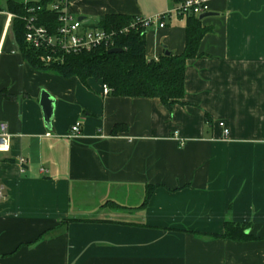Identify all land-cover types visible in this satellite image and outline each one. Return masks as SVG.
Masks as SVG:
<instances>
[{
	"label": "crops",
	"instance_id": "obj_1",
	"mask_svg": "<svg viewBox=\"0 0 264 264\" xmlns=\"http://www.w3.org/2000/svg\"><path fill=\"white\" fill-rule=\"evenodd\" d=\"M63 2L91 27L181 0ZM209 4L172 109L34 67L0 11V127L12 136L0 152V264H264V0ZM187 19L148 28L147 57L183 53ZM43 90L56 100L51 125ZM227 223L250 237L218 236Z\"/></svg>",
	"mask_w": 264,
	"mask_h": 264
},
{
	"label": "trees",
	"instance_id": "obj_2",
	"mask_svg": "<svg viewBox=\"0 0 264 264\" xmlns=\"http://www.w3.org/2000/svg\"><path fill=\"white\" fill-rule=\"evenodd\" d=\"M62 1L7 0L5 6L0 3V11L13 14L12 29L19 49L34 67L51 70L65 77L77 76L84 82L95 78L109 85L115 95L159 98L169 109L182 103L186 94V61L200 56L199 45L208 31L198 16L191 15L187 19L186 47L181 54L170 52V55L164 53L157 60L149 59L146 55L147 30L139 28L116 39L115 47L124 49L121 53L110 54L108 51L111 48L98 47L76 54H60V62L45 63L41 57L53 53L27 44L26 22L28 18L35 17L37 25L45 26L55 33L60 25L59 12L52 9V6ZM135 20L136 17L128 15H107L91 27L119 29ZM152 190L153 187H149L146 199ZM218 236L235 240L250 237L243 226L230 223H227L225 233Z\"/></svg>",
	"mask_w": 264,
	"mask_h": 264
},
{
	"label": "built area",
	"instance_id": "obj_3",
	"mask_svg": "<svg viewBox=\"0 0 264 264\" xmlns=\"http://www.w3.org/2000/svg\"><path fill=\"white\" fill-rule=\"evenodd\" d=\"M210 0H181L180 5L171 12H163L150 18L136 17L130 25L119 29H105L99 27H87L83 22L67 11L64 2L55 4L52 9L59 12V27L52 33L45 26L37 25L35 17H30L26 22L25 41L28 45L36 49L51 51L53 54H46L41 57L45 63L60 62V54H76L82 51H90L98 47L114 48L116 39L129 34L134 29L148 28L157 25L161 28L167 26V20L173 13L189 17L191 15L200 16L210 10ZM63 5V6H62ZM58 53V55H56ZM104 95L112 93L109 85L103 84ZM220 125L224 128L226 136L229 129L224 122ZM81 121H77L71 128V136H78L81 132ZM12 147V136L8 125L2 123L0 127V152H9Z\"/></svg>",
	"mask_w": 264,
	"mask_h": 264
},
{
	"label": "water",
	"instance_id": "obj_4",
	"mask_svg": "<svg viewBox=\"0 0 264 264\" xmlns=\"http://www.w3.org/2000/svg\"><path fill=\"white\" fill-rule=\"evenodd\" d=\"M215 14L216 13L213 12H206L201 14L199 16V19L202 21L203 19L214 16ZM123 50L124 49L122 48L114 47L111 48L108 52L110 54H114V53H121L123 52ZM165 53L166 55H170V51L168 50ZM55 102H56L55 98L48 91L46 90L42 91L41 105L43 107L45 120L48 125H51L54 118Z\"/></svg>",
	"mask_w": 264,
	"mask_h": 264
},
{
	"label": "rangeland",
	"instance_id": "obj_5",
	"mask_svg": "<svg viewBox=\"0 0 264 264\" xmlns=\"http://www.w3.org/2000/svg\"><path fill=\"white\" fill-rule=\"evenodd\" d=\"M2 1H3V0H0L1 5H3Z\"/></svg>",
	"mask_w": 264,
	"mask_h": 264
}]
</instances>
